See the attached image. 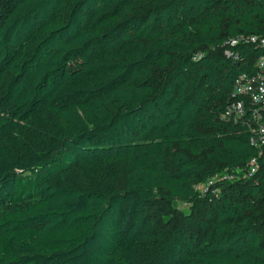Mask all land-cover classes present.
<instances>
[{"label":"trees","instance_id":"16d2710c","mask_svg":"<svg viewBox=\"0 0 264 264\" xmlns=\"http://www.w3.org/2000/svg\"><path fill=\"white\" fill-rule=\"evenodd\" d=\"M254 35L264 0H0V264H264L221 118Z\"/></svg>","mask_w":264,"mask_h":264},{"label":"built area","instance_id":"2783aa9c","mask_svg":"<svg viewBox=\"0 0 264 264\" xmlns=\"http://www.w3.org/2000/svg\"><path fill=\"white\" fill-rule=\"evenodd\" d=\"M248 41L259 49H264V35H254ZM240 40H232V45H238ZM234 59L238 55L226 53ZM222 120L227 123L242 122L249 130L250 143L258 152V157L264 154V54L258 56L253 66L242 72L236 79L231 100L229 101ZM258 157L249 164L250 175L259 169ZM208 184L212 185L213 182Z\"/></svg>","mask_w":264,"mask_h":264},{"label":"rangeland","instance_id":"374dc122","mask_svg":"<svg viewBox=\"0 0 264 264\" xmlns=\"http://www.w3.org/2000/svg\"><path fill=\"white\" fill-rule=\"evenodd\" d=\"M217 180H214L213 183H215ZM208 188H211V185L208 183L203 184V186L200 188L201 191H206ZM169 204V203H168ZM181 209H188V206L184 205V204H180V206H178ZM160 208L162 210H164V206H160Z\"/></svg>","mask_w":264,"mask_h":264}]
</instances>
